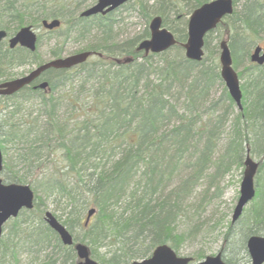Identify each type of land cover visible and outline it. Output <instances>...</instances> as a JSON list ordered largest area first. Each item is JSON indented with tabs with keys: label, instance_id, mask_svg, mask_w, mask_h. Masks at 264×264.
<instances>
[{
	"label": "trees",
	"instance_id": "trees-1",
	"mask_svg": "<svg viewBox=\"0 0 264 264\" xmlns=\"http://www.w3.org/2000/svg\"><path fill=\"white\" fill-rule=\"evenodd\" d=\"M30 1L21 9L24 15L16 9H11L8 15L0 14V27L8 35L27 24L39 27L46 17L57 18L61 24L55 31L62 42L52 51L53 57L61 56L63 43L68 38L81 42L76 51L94 50L101 52L103 57L96 56L70 70L49 69L44 73L49 84L46 99L49 114L54 109L52 92L56 87L67 85L72 93L74 86L82 91L88 84L89 104L82 110V118L72 120L73 127L65 142L64 132L68 127L65 122H62L64 129L59 120H53V130L46 134L58 143L54 148H59V160L67 168L71 182L57 172L43 174L41 179L29 182L12 175L4 181L29 183L35 191L42 186L47 197L56 202L66 200L70 209L66 218H58L70 232L76 228L82 231V237H75L89 247L90 255L99 264H130L134 259L148 257L159 244H168L178 252L185 240V231L208 232L210 228L203 230L186 206L201 181L207 180L209 186L201 190L198 201L200 209L206 208L212 201L208 194L211 187L212 195H217L219 190L215 180L232 166L242 169L248 148L250 156L262 157L255 176V197L235 223L227 222L222 239L223 251L228 252L234 244H240L245 250L249 235L264 232V65L248 62L242 70L249 86L241 87L243 108L233 114L230 135L218 152L220 117H214L215 106L219 100H225L227 107L233 109V102L220 80L219 63L209 55V44L213 33L220 31L217 38H227L233 66L247 61L250 48L264 38L261 35L264 32V0H243L240 4L239 0H234L232 14L205 35L204 55L200 61L186 59L180 44L186 40L190 13L210 0H134L121 6L136 5L146 23L160 16L162 25L175 36L177 44L172 48L147 56L135 48L140 40L149 36L148 25L134 36L118 40L112 35L115 11L82 18L69 10L79 9L83 0ZM38 12L41 14L32 21H24L28 13L37 15ZM170 12L173 19H169ZM39 40L40 35L37 43ZM214 47L217 51V44ZM115 55L130 56L132 61L115 64L107 59ZM32 57L34 55L23 51L7 53L0 46V82L8 78L13 66L24 65ZM77 75L80 81L75 83L73 77ZM215 82L222 84V95L216 101L211 99ZM24 91L32 95V90L25 88ZM172 91H184L185 102L181 109L170 100ZM3 99L14 100L13 103L16 100V105L21 101L19 94ZM199 100L201 107L196 104ZM31 131L21 130L15 124L8 128L0 124V142L14 143L19 138H27ZM42 147L48 149L49 143H42ZM109 150H117L118 155L106 168L94 154ZM31 155H36L38 161V154L32 148L22 155L27 164L31 163ZM181 170L184 172L176 180ZM40 200L37 197L31 210L24 209L7 222V231L0 238V264L17 262L18 247L31 255L28 264H75L73 247L61 246L56 234L43 223L45 209H41ZM90 207L96 208V213L84 226L81 214ZM181 222L183 229L179 231ZM216 225L213 224V230ZM105 240L117 246L112 252L100 254L98 248ZM51 241L60 256L38 255L37 250ZM205 255L200 250L192 254L193 261ZM222 259L226 264H233L229 255L224 254Z\"/></svg>",
	"mask_w": 264,
	"mask_h": 264
},
{
	"label": "rangeland",
	"instance_id": "rangeland-1",
	"mask_svg": "<svg viewBox=\"0 0 264 264\" xmlns=\"http://www.w3.org/2000/svg\"><path fill=\"white\" fill-rule=\"evenodd\" d=\"M79 1V0H76ZM145 1V0H142ZM243 0H239L240 4ZM84 3H81L80 7H85L94 2V0H83ZM79 7V8H80ZM78 9L76 8L69 10L71 13H76ZM80 11V9H79ZM41 12L31 15L27 14L25 22L32 21L36 16H39ZM44 16V15H43ZM49 19V17H46ZM173 19V13L170 12V18ZM148 23L145 22L144 16L138 11L137 6L133 3L127 7H120L114 12V22H113V34L118 40H126L138 33H140ZM37 35H40V40L38 43L37 55L40 61H45L52 58V51L55 50L59 43L62 42L61 36L55 31L50 32L46 31L41 26L36 28ZM220 31L213 33L211 42L209 44V55L211 58L217 60L219 50L216 51L214 45L217 44L221 39L219 36ZM264 35V32L261 33ZM262 47H264V38L260 42ZM81 42L75 41L72 38H68L62 46V56H66L74 53L78 48H80ZM252 51L250 48L249 53ZM249 60H242L239 65L234 66L237 74L239 75L240 85L244 86L247 83V78L245 77V72L242 74V70L245 68ZM36 65L35 61L30 59L24 65L13 66L10 70L14 75H21L25 72H28ZM241 73V75H240ZM79 75L73 77V82H79ZM211 99L218 100L222 95V84L215 82L212 88ZM53 97H60L61 101L54 107L53 115L54 117L63 122L65 121L68 125L74 119H80L83 117V109L89 104L87 98V91L82 90L78 91V88L74 86V91L71 93L70 87L64 85V87H59L52 92ZM14 100H4L0 99V120L6 117L8 118L12 112L11 122H15L19 127H23L27 124H30L34 128V123L37 121L44 122L47 118L45 114H48L49 110L46 107L39 106L36 102L32 105H25V103L17 104V108L14 106ZM16 103V100H15ZM6 105V107H5ZM227 109V111L225 110ZM236 112V108L230 109L227 107V102L225 100H219V103L215 106L214 117H220V123L218 124V139H217V151L220 152L225 142L227 141L228 136L231 131V120L233 114ZM6 116V117H5ZM30 139L19 138L16 142L12 143L10 141L6 143L0 142L4 169L0 173L1 179L6 181L7 176H21L25 178L28 182L35 179V176L49 174L54 172L57 166L61 165L58 159L60 156L59 148H54L52 151L46 150V148H40L42 143H35L34 146L40 148L38 153V161L36 168H29L27 164L25 165L24 160L21 158V153H28ZM26 150V151H25ZM252 159L258 161V154H253ZM35 165V164H32ZM242 169L232 166L231 169L222 175L220 178L215 180L216 184L219 187L217 195H212L214 191L211 187L209 191V196H211V203L204 209H200L198 201L201 198V190L209 186L207 180H202L201 184L197 186L194 190L190 200L189 205H187V210L189 214L196 216V222L202 224L203 230L205 228H210L208 232H200L192 234L187 232L186 240L182 245H180L178 254L179 255H192L196 254L202 250L206 255H214L218 252L221 253V257L224 254L229 255L233 264H251L250 257L246 250H243L240 244H234L233 247L227 252L223 251V233L226 228V224L231 220L232 210L236 203L238 194H239V184L242 175ZM184 170L180 171L176 177L178 180L179 175L182 174ZM210 172H212L210 170ZM29 184V183H28ZM32 185V184H29ZM45 187V186H44ZM216 192V191H215ZM46 192L42 186L39 187L37 191L38 197H40L42 202L41 209H45L57 215L61 220L66 218V213L70 207L65 206V202H56L52 197H47ZM251 204H248L246 209L250 207ZM116 209V207H114ZM119 210V209H116ZM122 208H120V211ZM199 214H195L196 212ZM84 212L81 214L83 217ZM244 215V214H243ZM198 216V219H197ZM223 217V218H222ZM222 218V219H221ZM180 220V219H177ZM185 220V218H183ZM217 223L215 229L213 230V224ZM7 223L4 224V234L8 228ZM183 229V224L181 222L180 229ZM75 232L82 234V231L79 228L75 229ZM264 235V232L262 233ZM52 245H49L50 248ZM117 244H111L108 240L103 241L100 244L98 253L103 254L107 251L114 250ZM235 246V247H234ZM46 252H42L41 255H45ZM205 255V256H206ZM31 255H27L25 250L22 247H18L17 255L15 257L17 262L4 263V264H28ZM33 259V257H32Z\"/></svg>",
	"mask_w": 264,
	"mask_h": 264
},
{
	"label": "water",
	"instance_id": "water-1",
	"mask_svg": "<svg viewBox=\"0 0 264 264\" xmlns=\"http://www.w3.org/2000/svg\"><path fill=\"white\" fill-rule=\"evenodd\" d=\"M132 0H97L93 5L87 7L80 12L81 17H90L97 14L105 15L121 5ZM233 12V0H211L202 3L194 9L188 17L186 25V40L182 43L184 56L188 60L200 61L204 51V37L211 30L215 29L222 19L231 15ZM60 21L54 19H44L41 26L46 30H52L59 27ZM149 37L138 42L136 46L137 52H143L145 55L150 53H161L168 50L176 44L175 36L165 27L162 26V18L154 16L148 24ZM6 32L0 30V41L6 37ZM9 47L20 45L34 51L36 48V34L31 25H26L17 30V32L8 40ZM219 48V74L224 82L225 88L232 101L238 109H241V90L239 87V79L233 68L232 57L226 39L218 44ZM90 52H82L78 54L68 55L61 58L51 59L35 67L28 74L11 81H5L0 84V96H8L14 94L24 85H28L41 72L47 69H69L83 62ZM251 62L262 65L264 64V48L256 45L249 55ZM132 57H125L124 63L131 62ZM47 83H41L40 87H46ZM2 153L0 149V171L2 170ZM243 171L239 184V195L234 205L231 223L236 222L241 216L244 207L255 196L254 179L258 168L255 162L246 151L245 160L243 162ZM34 195L32 189L26 184L20 183H3L0 178V235L3 225L11 218H15L20 210L33 208ZM95 209L91 208L87 211L84 225L88 224L90 217L94 214ZM44 222L56 232L61 241L70 246L73 244L69 230L61 224L51 212L43 213ZM247 253L250 257L251 264H264V236L250 235L245 242ZM78 261L76 264H97L89 255L87 245L76 242L73 246ZM190 257H180L167 245L161 244L156 246L151 255L141 260L132 261L131 264H188ZM197 264H225L218 252L213 256H206Z\"/></svg>",
	"mask_w": 264,
	"mask_h": 264
},
{
	"label": "bare ground",
	"instance_id": "bare-ground-1",
	"mask_svg": "<svg viewBox=\"0 0 264 264\" xmlns=\"http://www.w3.org/2000/svg\"><path fill=\"white\" fill-rule=\"evenodd\" d=\"M30 0H6L5 1V3H4V7H3V12H4V14H6V15H8V12L9 11H11V9H16V10H18L19 11V13L21 14L22 13V15H24L25 14V11H22L21 9H25L26 8V5H28V4H30ZM79 9H80V11H79ZM77 11H76V13H77V15L79 16V17H81L79 14H80V12L81 11H83L84 9H86V8H84V7H81V8H79ZM233 9H234V2H233ZM83 18V17H82ZM40 27V26H39ZM38 28V27H37ZM43 28V27H42ZM58 28V27H57ZM57 28H55V29H57ZM45 29V28H44ZM55 29H52L50 32H54L55 31ZM0 30H4L5 32H6V30L4 29V28H2V29H0ZM6 34H7V32H6ZM6 38V37H5ZM5 38L4 39H2L1 41H3V40H5ZM62 38V37H61ZM143 40V39H142ZM0 41V42H1ZM141 41V40H140ZM139 41V42H140ZM39 43V42H38ZM38 43H37V45H36V47H37V49H38ZM182 43H184V42H182ZM182 43L180 44V46H181V48H182ZM138 44V43H137ZM176 44H177V40H176ZM175 44V45H176ZM258 44V43H257ZM257 44H255L253 47H251L252 48V50H253V48L257 45ZM2 46V45H1ZM9 46V45H8ZM137 46V45H136ZM174 46V45H173ZM172 46V47H173ZM171 47V48H172ZM3 48V47H2ZM37 49H36V53H35V55H34V59H35V62H38L39 61V59H38V55H37ZM170 49V48H169ZM168 49V50H169ZM183 49V48H182ZM135 50H136V48H135ZM167 51V50H166ZM82 52H90V55L83 61V62H81V63H79V64H77V65H75L74 67H71V68H69V69H54V70H70V69H73V68H75V67H79L80 65H82V64H84V63H86L87 61H89V60H91V59H93L94 57H103V54L101 53V52H98V51H94V50H89V49H86V50H78V51H76V52H74V53H72V54H69V55H73V54H78V53H82ZM163 52H165V51H163ZM163 52H161V53H163ZM143 53V52H142ZM251 53V52H250ZM250 53H249V55H250ZM144 54V53H143ZM148 54H160V53H148ZM147 54V55H148ZM145 55V54H144ZM147 55H145V56H147ZM183 55H184V49H183ZM249 55H248V58H247V60H249L248 62H250L251 64H255V63H253V62H251L250 61V59H249ZM66 56H68V55H66ZM61 57H65V56H62V54H61V56L60 57H53V55H52V58L51 59H55V58H61ZM185 57V56H184ZM51 59H48V60H45V61H43L42 63H44V62H47V61H49V60H51ZM108 60H110L111 62H113V63H115V64H126V63H124L123 62V59L124 58H122L121 56H119V55H115V56H113V57H108L107 58ZM132 61V60H131ZM42 63H40V64H42ZM40 64H36V66H34L32 69H30V71H32L35 67H37L38 65H40ZM255 65H257V64H255ZM264 64H262V65H257V66H263ZM13 68V67H12ZM50 69H52V68H50ZM47 70H49V69H47ZM47 70H45L44 72H41L40 74H39V76L38 77H36L35 79H37L38 78V82L33 86V88H32V92H34V93H32L31 92V94L32 95H30V94H28L26 91H24V89L25 88H27V86L32 82H30L28 85H24V86H22L21 88H19L18 89V91H16L14 94L16 95V94H19L20 95V98H21V101H20V103H25V105H32V104H34L35 102L39 105V106H42V107H46L48 110H49V112H50V106H47L46 105V99H47V94L49 93V84H48V82H47V80L44 78V73L47 71ZM234 70H235V67H234ZM29 71V72H30ZM236 71V70H235ZM237 73V72H236ZM24 74V73H23ZM23 75L21 74V75H14L11 71H10V73H9V76H8V78L6 79V80H3L4 82L5 81H11V80H14V79H17V78H19V77H22ZM219 76H220V74H219ZM237 76H238V79H239V75L237 74ZM155 77L157 78L156 80H158V77L155 75ZM4 78V77H3ZM34 79V80H35ZM220 80H221V82H222V84H223V86L225 87V85H224V82L222 81V79H221V77H220ZM261 80V78L259 79V81ZM142 82V81H141ZM41 83H47V85H46V87H44V88H41L40 87V84ZM141 84H143V83H141ZM247 85V87H249L248 86V83L246 84ZM143 87V86H142ZM239 87H240V90H241V109H238L237 108V106H236V104L233 102V107H235L236 108V111H241L242 110V97H243V94H244V92H243V90H242V85H240V82H239ZM57 88H59V87H56L55 89H57ZM87 88H88V84L87 85H84L83 86V88H82V90H85V91H87ZM144 88V87H143ZM54 89V90H55ZM249 90L248 91H251V88H248ZM80 91V90H79ZM40 92H42V94H40ZM40 94V96L39 97H37L38 95ZM53 97V96H52ZM53 99H55V102H54V104H53V106L55 107L61 100V98L58 96V97H53ZM170 100L174 103V104H176V106H177V108H179V109H181L183 106H184V102H185V93H184V91H181V92H171V97H170ZM216 101V100H215ZM57 103V104H56ZM196 104H197V106L198 107H201L202 106V104H201V100H199V101H197L196 102ZM14 107L15 108H17V106L18 105H16V103H14ZM226 111H227V109H225ZM53 111H54V109L52 110V114H49V112H48V114H45L46 115V120L44 121V122H40V121H37V122H35L34 123V128H33V126L32 125H29V124H27V125H25V126H23V127H19V125L17 124V123H15V122H11L10 121V119L12 118L11 116H9L8 118L6 117L5 119L3 118V120L0 122V124L2 125V127H5V128H8L9 126H11V124H15V125H17L19 128H21V130H23V129H29V130H32L31 131V133H29V135L27 136L29 139H30V141L31 142H29V148L27 149L28 150V152L29 151H32V148H34V151L37 153V151L40 149H38V146H34V144L35 143H44V144H46V142H48L49 143V147H48V149L49 148H53V147H55V146H57V142H56V140L54 139V138H52L51 137V135H46L47 133H49L51 130H53V125H54V121L56 120V118L54 117V115H53ZM11 117V118H10ZM54 120V121H53ZM61 122V121H60ZM63 122H65V121H63ZM65 125H66V123H64ZM60 127L61 128H64L65 129V126L62 124V122H61V125H60ZM72 121L68 124V127L66 128V130H65V132L64 133H66L65 135H64V138H63V140H64V142H65V140H66V138L69 136V131L72 129ZM42 145V144H41ZM106 145L108 146V144L106 143ZM43 148V147H42ZM47 149V148H46ZM47 149V150H48ZM248 150V154H249V149L248 148H246V150H245V155H244V159H243V162H244V160H245V156H246V151ZM26 151V150H25ZM123 152L124 151H122L120 154H119V156L120 155H122L123 154ZM24 153H21L20 154V156H21V158L23 159V157H22V155H23ZM38 154V153H37ZM118 155V151L117 150H113V151H106V152H104V153H102V152H97L96 153V155L94 154V156H96L95 158H96V160H98L99 158H100V160L98 161L101 165H105V167L107 168L108 166H109V163H110V161H112V160H114L115 158H116V156ZM249 156H250V154H249ZM251 157V156H250ZM30 158H31V163L30 164H27V161H25L24 159V162H25V165L27 164V167H29V168H36L37 166H36V164H37V156L36 155H31L30 156ZM262 159V157L260 156L259 157V159H258V161H255V162H258L259 163V161ZM95 160V161H96ZM58 161H59V163H61V165H59V166H57V168L54 170V172H57V173H59L60 175H62V177L63 178H68L69 179V182H71V180H70V178H69V173L67 172V168H65V166H64V164L58 159ZM97 162V161H96ZM32 164H35V165H32ZM2 170L0 171V173L3 171V169H4V162H3V157H2ZM103 165V166H104ZM243 168H244V166H243V163H242V171H243ZM241 171V172H242ZM12 176H14V175H12ZM42 176L43 175H36L35 176V178L36 179H41L42 178ZM19 177H21V176H19ZM1 178V177H0ZM23 178V177H22ZM25 179V178H24ZM3 181V180H2ZM5 182V181H4ZM26 185H28L31 189H32V187L28 184V183H26ZM37 191L38 190H34V189H32V192H33V195H34V200H33V204H34V202L37 200V197H38V195H37ZM41 201V200H40ZM61 201H64V200H61ZM60 201V202H61ZM66 204H67V201L65 200L64 201ZM68 206H69V203L67 204ZM91 208H94V207H90V208H88L85 212H84V214H83V218H84V222H85V217H86V214H87V211L89 210V209H91ZM95 209V212H94V214L96 213V208H94ZM45 211H48V210H45ZM50 212V211H49ZM53 214V216L61 223V221L59 220V218H58V216L57 215H55L54 213H52ZM93 214V215H94ZM92 215V216H93ZM82 216V215H81ZM92 216L90 217V219H89V221H88V224H89V222H90V220H91V218H92ZM42 221H43V223L49 228V229H51L45 222H44V220H43V215H42ZM84 222H83V225H84ZM62 224V223H61ZM87 224V225H88ZM87 225H84V226H87ZM65 226V225H64ZM52 230V229H51ZM6 231H7V229H6ZM53 231V230H52ZM54 232V231H53ZM184 232V231H183ZM187 232H190V233H192V234H195V232H192V231H185V233H186V235H184V237H185V240H186V237H187ZM55 234H56V236H57V238H58V240H59V242H60V245L61 246H66L67 247V245L66 244H64L62 241H61V239H60V237H59V235L56 233V232H54ZM69 233H70V235H71V237H72V242H73V244L72 245H70V246H74V244L76 243V242H79V243H83V242H81V241H79V237H82V235L83 234H79L78 232H70L69 231ZM3 234H4V228H2V233H1V235H0V238L3 236ZM75 235L78 237L77 239H76V237H75ZM184 240V241H185ZM184 241L180 244V245H182L183 243H184ZM84 244V243H83ZM112 244V243H111ZM49 245H52L50 248H48L49 247ZM86 245V244H85ZM159 245H161V244H159ZM168 245V244H167ZM158 246V245H157ZM169 246V245H168ZM88 247V246H87ZM100 247V246H99ZM170 247V246H169ZM180 247V246H179ZM171 248V247H170ZM74 249V248H73ZM88 249H89V247H88ZM99 249V248H98ZM172 250H173V248H171ZM244 249L246 250V246L244 245ZM114 250H115V248H114ZM179 250V249H178ZM177 250V251H178ZM46 252V254H49V255H52V256H54V257H59L60 256V254H59V252H58V249L53 245V243H52V241H51V243L49 244L48 243V245H46V246H44V247H41V248H39L38 250H37V253H39L38 255H41V253L42 252ZM113 251V250H112ZM111 250L110 251H107V252H105V253H103V254H107L108 252H112ZM174 252H175V250H173ZM75 252V251H74ZM246 252H247V250H246ZM175 254L177 255V256H180V257H185V256H187V257H190L191 258V261L188 263V264H197L198 262H200V261H202L203 259H201V260H198V261H193V256L192 255H179L177 252H175ZM75 255H76V253H75ZM89 255H90V251H89ZM90 257L93 259V260H95L96 262H97V260L95 259V258H93L91 255H90ZM135 260H138V259H134V260H132V261H135ZM77 261H78V258H77V256H76V262H75V264L77 263ZM121 261H122V259H121ZM131 261V262H132ZM131 262H130V264H131ZM97 264H99L98 262H97Z\"/></svg>",
	"mask_w": 264,
	"mask_h": 264
},
{
	"label": "flooded vegetation",
	"instance_id": "flooded-vegetation-1",
	"mask_svg": "<svg viewBox=\"0 0 264 264\" xmlns=\"http://www.w3.org/2000/svg\"><path fill=\"white\" fill-rule=\"evenodd\" d=\"M4 3H5V0H0V14L2 15V10H3V7H4ZM33 28H34V26H33ZM37 28V27H36ZM0 29H2L1 27H0ZM34 30H35V28H34ZM35 32H36V30H35ZM15 34V33H14ZM14 34H12V35H8L7 34V37L5 38V40H3V41H1L0 42V46L2 45V47H3V49H6V51H7V53H15V52H19V51H23V52H25V53H29V54H31V55H35V53H36V49H37V47L35 48V50L34 51H30L29 49H27V48H25V47H22V46H20V45H15L14 47H12V48H10L8 45H9V42H8V40H9V38H11ZM36 36H37V39H38V37H39V35H37V33H36ZM37 42V41H36ZM36 45H37V43H36ZM30 59H32V60H34L35 61V59H34V57H32V58H30ZM29 59V60H30ZM36 66V65H35ZM30 71V70H29ZM29 71L28 72H25L24 74H22L23 76L24 75H26V74H28L29 73ZM4 81H1L0 82V84L1 83H3ZM38 82V78L37 79H35V80H33L28 86H27V88L29 89V90H32V88H33V86L36 84ZM14 94H12V95H8V96H0V97H2L1 99H3V98H10V97H12ZM4 100H6V99H4ZM8 100H11V99H8Z\"/></svg>",
	"mask_w": 264,
	"mask_h": 264
}]
</instances>
